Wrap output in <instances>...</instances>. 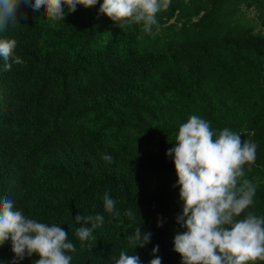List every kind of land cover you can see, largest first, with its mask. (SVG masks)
I'll return each instance as SVG.
<instances>
[{"label":"trees","instance_id":"1","mask_svg":"<svg viewBox=\"0 0 264 264\" xmlns=\"http://www.w3.org/2000/svg\"><path fill=\"white\" fill-rule=\"evenodd\" d=\"M102 2L65 8L59 21L22 6L20 22L0 31L23 60L5 71L0 57V199L60 224L76 248L71 264H114L121 251L149 264L156 245L161 264H181L174 236L186 229L166 152L190 115L257 144L244 177L254 204L240 218L264 215V0H171L152 34L98 14ZM106 191L120 215L105 212ZM78 213L104 216L83 242ZM138 226L152 235L133 249ZM14 256L10 241L0 246V264Z\"/></svg>","mask_w":264,"mask_h":264},{"label":"clouds","instance_id":"2","mask_svg":"<svg viewBox=\"0 0 264 264\" xmlns=\"http://www.w3.org/2000/svg\"><path fill=\"white\" fill-rule=\"evenodd\" d=\"M99 0H0V31L15 27L24 16L21 7L34 12L41 9L54 21L64 20L65 8L75 12L78 5L94 7ZM171 0H103L98 14H104L119 25L122 22L141 24L145 33L152 34L158 26L157 14L167 10ZM17 41L0 38V57L4 70L13 64H23L15 55ZM257 144L242 140L241 134L223 128L214 132L210 121L198 115H190L179 126L173 147L166 155L172 157L178 177L179 198L182 212L177 214V223L184 229L174 236V250L181 256V264H248L264 261V215L248 211L254 204L255 186L246 178L255 163ZM102 159L111 162L105 154ZM175 187V185H174ZM105 212L120 215L116 200L106 191L103 194ZM129 218L133 213L126 212ZM75 221L81 226L75 235L80 241H87L93 231L104 222L103 214L83 216L78 213ZM158 227L162 222L158 221ZM152 233L135 228L128 237L135 249L150 243ZM11 242L15 254L12 264H18L25 256L34 253L39 256L35 264H71L69 252L76 250L68 240V232L57 223H44L26 216L16 209L14 201L5 196L0 199V246ZM159 251L152 249L154 258L149 264H161L155 256ZM114 264H141L138 254L121 251Z\"/></svg>","mask_w":264,"mask_h":264}]
</instances>
